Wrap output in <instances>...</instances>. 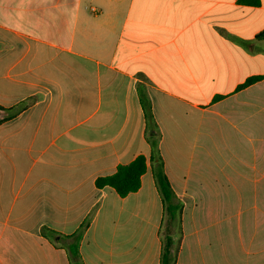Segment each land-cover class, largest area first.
I'll return each mask as SVG.
<instances>
[{
    "label": "crops",
    "instance_id": "0c3cea01",
    "mask_svg": "<svg viewBox=\"0 0 264 264\" xmlns=\"http://www.w3.org/2000/svg\"><path fill=\"white\" fill-rule=\"evenodd\" d=\"M263 32L264 0H0V264H73L43 231L87 220L83 264H160L151 134L176 264H264ZM140 155L138 192L96 185Z\"/></svg>",
    "mask_w": 264,
    "mask_h": 264
},
{
    "label": "trees",
    "instance_id": "16d2710c",
    "mask_svg": "<svg viewBox=\"0 0 264 264\" xmlns=\"http://www.w3.org/2000/svg\"><path fill=\"white\" fill-rule=\"evenodd\" d=\"M244 2V0H241ZM258 39L264 38V32L258 35ZM260 80L259 77L248 79L239 88H245L254 82ZM140 101L144 109L146 121L148 125L154 124L151 104L148 97L140 91ZM28 105H23L16 110V114L24 110ZM155 125V124H154ZM156 135H150V142L152 144L151 160L154 163L153 174L154 179L161 195L165 218H164V235L162 236V252L160 264H176L178 253L180 250L181 237V217L183 211V204L177 199L171 184L165 174L162 158L160 157L157 143L154 139ZM147 172V160L143 155L138 156L133 162L128 165L120 166L117 172L111 176L101 177L97 179L96 185L99 188L110 187L122 198L127 197L132 193H136L141 188L142 177ZM87 220L80 230L70 237H56L53 233L47 234V237L61 242L62 246L67 249L73 264H83L80 255V244L83 239L84 232L88 227ZM176 232L180 235L176 238ZM66 241V242H65ZM57 242V243H58Z\"/></svg>",
    "mask_w": 264,
    "mask_h": 264
}]
</instances>
